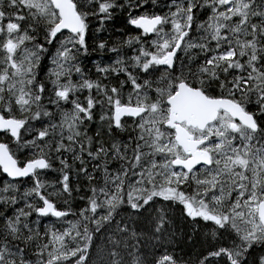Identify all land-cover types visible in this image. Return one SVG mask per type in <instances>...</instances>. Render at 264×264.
I'll return each mask as SVG.
<instances>
[{
	"label": "snow or ice",
	"instance_id": "obj_1",
	"mask_svg": "<svg viewBox=\"0 0 264 264\" xmlns=\"http://www.w3.org/2000/svg\"><path fill=\"white\" fill-rule=\"evenodd\" d=\"M125 203L148 264H264V0H0V264H89Z\"/></svg>",
	"mask_w": 264,
	"mask_h": 264
},
{
	"label": "rangeland",
	"instance_id": "obj_2",
	"mask_svg": "<svg viewBox=\"0 0 264 264\" xmlns=\"http://www.w3.org/2000/svg\"><path fill=\"white\" fill-rule=\"evenodd\" d=\"M120 193L118 192L117 195ZM164 210L168 213L169 217L173 219H178V223H172L169 231L183 237V231L187 230L188 233L192 234L194 245L196 250H199L200 246H203V241L205 233L203 230H197L196 226L189 225L184 221L179 208L173 206L164 205ZM156 213L152 208L144 211L142 215H137L133 210H131L127 204H122L118 206L110 217L109 222H105L102 218L99 222L100 230L93 233V247L90 249V260L89 264H115L116 260H120L121 264H136L134 261L129 260V253L136 246L140 249V252L144 256L145 264H148L152 254L149 256V250L156 247L157 244L152 243L156 236L153 232V220L155 219ZM123 222L127 225L128 231L121 233L118 228V223ZM148 226V229L145 230ZM178 226V233H176L175 227ZM169 234H171L169 232ZM152 235L153 238H149ZM192 240V241H193ZM157 243V240L155 241ZM173 240H167V243H172ZM188 243V241H187ZM118 245V246H117ZM115 249L119 255L115 258L110 257L111 251ZM176 254L181 255V251L175 248ZM178 255V256H179Z\"/></svg>",
	"mask_w": 264,
	"mask_h": 264
},
{
	"label": "trees",
	"instance_id": "obj_3",
	"mask_svg": "<svg viewBox=\"0 0 264 264\" xmlns=\"http://www.w3.org/2000/svg\"><path fill=\"white\" fill-rule=\"evenodd\" d=\"M121 27V25L120 24H118L117 25V28H120ZM97 55H99V54H97ZM105 55V57H107V53H105L104 54ZM92 59L93 60H96V56H93L92 57ZM82 206V205H81ZM173 222L174 223H176V225H177V223H178V219H173ZM41 227H43V225H41ZM144 227H146V225H144ZM148 229V226L145 228V230H147ZM175 229H176V233H178L179 231H178V226H176L175 227ZM171 234H169V236L170 237H174V239H172L173 240V242L171 243V244H173V245H175V244H179V247H178V249L181 251L180 253H182L183 254V252L184 251H186V250H188V249H190V248H192L193 247V243H194V240L191 242V243H187V239H186V237L183 235V237L182 238H178L179 236H177V235H175V233H173V232H171V231H169ZM184 233H188L187 232V230H184L183 231V234ZM153 238V236L152 235H149V238ZM157 239H154L153 240V242L152 243H154V244H157L155 241H156ZM164 243H167V239L166 240H164L163 241ZM154 249H155V247H154ZM153 249H151V251L149 250V252H148V254H149V256L153 253V251H152ZM194 250H196V248L194 249ZM197 251H198V249H197ZM181 254V255H182ZM179 255V254H178Z\"/></svg>",
	"mask_w": 264,
	"mask_h": 264
},
{
	"label": "water",
	"instance_id": "obj_4",
	"mask_svg": "<svg viewBox=\"0 0 264 264\" xmlns=\"http://www.w3.org/2000/svg\"><path fill=\"white\" fill-rule=\"evenodd\" d=\"M196 94H193L195 96ZM224 103L225 106H227V102H221ZM207 105L206 103L201 99L199 101H189L188 104L185 106V113L190 118V123L197 122L206 112ZM187 142V139L186 141Z\"/></svg>",
	"mask_w": 264,
	"mask_h": 264
}]
</instances>
